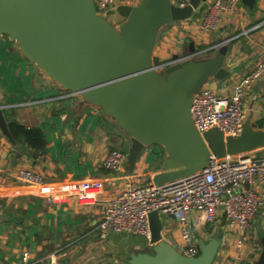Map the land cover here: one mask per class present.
Instances as JSON below:
<instances>
[{"label": "water", "instance_id": "1", "mask_svg": "<svg viewBox=\"0 0 264 264\" xmlns=\"http://www.w3.org/2000/svg\"><path fill=\"white\" fill-rule=\"evenodd\" d=\"M206 1L189 0L184 6L171 0L116 1L101 14L95 0H0V36L15 42L21 57L44 76L75 92L77 108L98 107L119 126L129 140L119 175L133 172L146 148L161 146L162 164L150 177L161 185L206 168L212 155L237 160L264 149V126L253 121L246 103L240 134L225 135L218 127L201 133L192 118L194 95L208 81L230 74L228 40L196 51L195 40L184 38L166 60L154 51L165 27L190 19ZM243 2L251 8L256 4ZM6 107L0 102V129L16 143ZM149 220L151 247L132 251L130 264L214 263L221 236L200 239V253L187 256L164 238L158 210ZM261 244L250 264H264V235Z\"/></svg>", "mask_w": 264, "mask_h": 264}, {"label": "crops", "instance_id": "2", "mask_svg": "<svg viewBox=\"0 0 264 264\" xmlns=\"http://www.w3.org/2000/svg\"><path fill=\"white\" fill-rule=\"evenodd\" d=\"M207 4L204 2L190 19L165 27L158 34L154 51L166 60L177 52L184 38L195 40L196 51H209L228 40L225 64L230 74L206 84L224 94L238 76L248 73L264 56V24L253 28L264 20V0H256L253 8L242 0L235 12L223 16L216 30L199 33L196 23ZM160 45L163 48L158 52ZM2 49L0 44L5 55ZM15 52L19 54L18 47ZM7 64L0 70L7 79H12V89L2 86L0 76V102L7 106L5 109H10V116L24 125L40 126L45 131L47 145L41 151L26 143H13L0 129V264H130V253L148 250L150 240L143 235L103 229L100 224L103 209L106 200L123 186L124 177L120 176L130 175L138 183L150 182L151 175L162 164V153L152 157L146 148L133 172L119 175L108 171L102 166L108 152L113 148L127 151L129 147L128 137L119 126L98 107L79 109L74 103L76 97H61L69 91L40 73L36 66L23 75L14 65ZM17 77L22 79V84ZM37 87L50 88V95L44 98L36 95ZM13 98L16 102L10 101ZM245 103L247 113L253 114V121L264 126L260 123L264 122V77L247 94ZM256 154L264 156V149ZM19 168L41 172L48 187L19 182L15 177ZM81 180L101 181V192L94 204L85 205L74 195L58 202H50L45 196L50 192L58 194L60 189L70 188ZM161 217L164 238L177 247L180 236L176 220L165 214ZM223 224V220L217 225L204 224L196 229V234L206 241L221 236L214 263L226 264L225 258L233 255L234 241L227 239ZM251 235L248 248L254 258L241 264L256 260L258 239L264 235V208L253 221ZM25 252L29 253L26 260Z\"/></svg>", "mask_w": 264, "mask_h": 264}, {"label": "built area", "instance_id": "3", "mask_svg": "<svg viewBox=\"0 0 264 264\" xmlns=\"http://www.w3.org/2000/svg\"><path fill=\"white\" fill-rule=\"evenodd\" d=\"M116 1L137 4L141 0H95L96 9L101 14L107 13ZM171 1L184 6L189 0ZM241 1L207 0L208 4L196 23L198 32L210 33L216 30L223 16L235 12ZM263 24L264 20L253 28ZM173 61L170 59L167 62ZM263 77L264 56L248 73L238 76L227 93L220 94L210 86H203L194 95L192 104V118L200 132L218 127L225 135L240 134L246 96ZM64 95L61 97L76 96L72 91ZM126 157L125 150L113 148L104 158L102 166L118 173ZM15 177L21 183L48 187L43 174L30 168H19ZM120 177H124L123 186L106 200L103 209L100 222L103 229L116 233L141 234L150 240L149 214L158 210L160 214L176 220L180 236L178 250L184 255L196 256L200 253V239L196 229L204 224L217 225L223 220L227 239L234 241L233 255L225 258L226 264H241L254 258L248 242L252 237L253 221L264 208L263 155L253 154L237 160L228 157L218 159L212 155L206 168L161 185L138 183L130 175ZM60 190L58 194L50 192L45 196L50 202H58L74 195L85 205L94 204L101 192V181L81 180L74 182L70 188ZM28 257L29 253L25 252L24 259Z\"/></svg>", "mask_w": 264, "mask_h": 264}, {"label": "rangeland", "instance_id": "4", "mask_svg": "<svg viewBox=\"0 0 264 264\" xmlns=\"http://www.w3.org/2000/svg\"><path fill=\"white\" fill-rule=\"evenodd\" d=\"M0 44H1V47L4 49L3 52L5 53V55H3L2 51L0 50V52L2 53V54L0 53V67L5 65V64H7V63L10 64V65H14V67H15L14 69L17 70V71H19V70L22 71L23 75L26 73L27 69H31L32 70L34 68V66H35L34 63H31L30 61H27V60L23 59L22 57L19 56V54L17 52H15V51H17V47H16L15 43H12V41L9 38H6L4 36H3V38L0 37ZM203 46H207V44L204 43ZM9 48L10 49L12 48L15 51H13V50L9 51ZM160 48H161V45H160ZM160 48L158 49V52L160 50H162L163 47L161 49ZM12 69H13V67H12ZM0 76H1V80H2L3 85L6 86L7 88L12 89V79L11 80L7 79L6 76L2 73L1 70H0ZM18 79L20 80V83H21L22 79L21 78H18ZM23 85L27 86V84H25V83ZM38 86L40 87L42 85H40V83H39ZM25 93H26V91H25ZM34 93L36 95L38 94V95H40L41 97L44 98V96L50 95L51 89L50 88H48V89L46 88L45 90H42L41 88L37 87L36 90H34ZM14 105H18V104H14ZM34 105H37V104H34ZM9 111H10V109L8 108V112ZM260 123L264 124V122H260ZM147 149H148V152L150 153V155L152 157H156V156H158V153H162V147L159 146V145H153L152 147L147 148ZM124 150H125V152H127L126 148ZM255 224L257 226V222ZM12 229H14V228H12ZM136 235H138V234H136ZM261 246H262V244H261V238H260V239H258L257 255L255 256V259H257L259 257V255H260V253H261V250H260V249H262ZM218 253H219V251H218ZM217 256H218V254H217ZM215 264H219V263L216 261Z\"/></svg>", "mask_w": 264, "mask_h": 264}, {"label": "trees", "instance_id": "5", "mask_svg": "<svg viewBox=\"0 0 264 264\" xmlns=\"http://www.w3.org/2000/svg\"><path fill=\"white\" fill-rule=\"evenodd\" d=\"M2 86L7 88L4 85ZM10 101L16 102V99L13 98ZM5 115L7 118L9 129L16 142L26 143L29 147L35 150H45L47 145V138L45 135V131L40 126L24 125L17 118L10 116L8 109H5ZM8 221L9 220H7V222Z\"/></svg>", "mask_w": 264, "mask_h": 264}, {"label": "bare ground", "instance_id": "6", "mask_svg": "<svg viewBox=\"0 0 264 264\" xmlns=\"http://www.w3.org/2000/svg\"><path fill=\"white\" fill-rule=\"evenodd\" d=\"M34 186H37V185H34ZM37 187H40V186H37ZM40 188H42V187H40Z\"/></svg>", "mask_w": 264, "mask_h": 264}]
</instances>
